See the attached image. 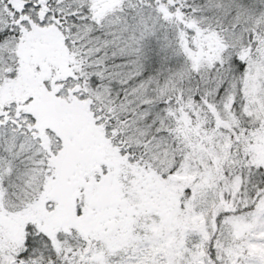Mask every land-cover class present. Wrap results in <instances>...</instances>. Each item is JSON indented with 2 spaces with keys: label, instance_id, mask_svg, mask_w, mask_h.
<instances>
[{
  "label": "snow or ice",
  "instance_id": "1",
  "mask_svg": "<svg viewBox=\"0 0 264 264\" xmlns=\"http://www.w3.org/2000/svg\"><path fill=\"white\" fill-rule=\"evenodd\" d=\"M0 264H264V0H0Z\"/></svg>",
  "mask_w": 264,
  "mask_h": 264
}]
</instances>
